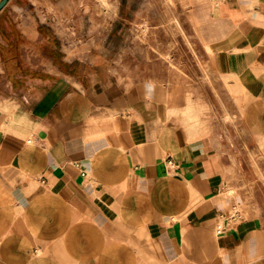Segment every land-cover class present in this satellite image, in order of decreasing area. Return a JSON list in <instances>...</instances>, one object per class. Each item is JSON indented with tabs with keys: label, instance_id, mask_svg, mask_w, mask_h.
<instances>
[{
	"label": "crops",
	"instance_id": "1",
	"mask_svg": "<svg viewBox=\"0 0 264 264\" xmlns=\"http://www.w3.org/2000/svg\"><path fill=\"white\" fill-rule=\"evenodd\" d=\"M174 1L232 122L161 86L200 70L144 1L0 11V264H264V0Z\"/></svg>",
	"mask_w": 264,
	"mask_h": 264
},
{
	"label": "rangeland",
	"instance_id": "2",
	"mask_svg": "<svg viewBox=\"0 0 264 264\" xmlns=\"http://www.w3.org/2000/svg\"><path fill=\"white\" fill-rule=\"evenodd\" d=\"M130 1H134V3L132 2L133 4H130V6H133V10H136L137 0ZM139 1H141V3L144 1L145 6L144 13L140 16L143 17V19L141 18L142 21H139V23L144 22L146 31L144 29V35L141 34V28H143V25L137 26L136 16L131 13L130 9L128 26L129 37L136 38L139 35V37H145L148 39L153 37L154 32L160 30V34L162 35L160 36L162 39H167L170 37L173 40L171 44L168 41L169 46L164 47L166 48V52L170 51L172 54L175 52L180 54L182 56L181 58L185 59L187 62V68L192 66L193 70H200V72H198L199 75L203 73L200 76H193L191 78L185 77L184 73L186 71V66L184 65L183 61H172L173 63H169L168 61L164 63L162 61L160 71L162 76L160 83L161 86H165L166 88L171 87L170 91H175L173 94H171V97H173L175 101L180 99L182 103H184L186 99H190V97H193L194 100L196 97H204L205 102L207 103V105L205 104V106H203L205 109L204 118L208 117V119H211L215 117V114H220V117H222L225 122H232L230 115H228L229 101L227 99V95L225 93L222 94L220 91L218 92L216 87V79L211 76V71L210 67H208V64L205 61H201L202 58L199 55L200 52L198 51V47L194 41H192V38L190 37L191 33L185 29V19L176 6L175 1ZM158 16H161L162 18L161 24L158 22V20H156L157 18H155ZM186 38L188 40H186ZM164 53V51H161V54ZM191 55H193V58ZM196 55H198L199 58H197ZM134 69H139V71H141L140 75L150 74L151 63H146L143 68H137V66H134ZM202 86L207 88H203L202 91ZM205 90H207L208 93H205ZM191 91L192 93H190ZM205 102L203 101V103ZM217 105L220 107L219 111L216 109Z\"/></svg>",
	"mask_w": 264,
	"mask_h": 264
},
{
	"label": "water",
	"instance_id": "3",
	"mask_svg": "<svg viewBox=\"0 0 264 264\" xmlns=\"http://www.w3.org/2000/svg\"><path fill=\"white\" fill-rule=\"evenodd\" d=\"M9 0H2L0 2V11L3 9V7L8 3Z\"/></svg>",
	"mask_w": 264,
	"mask_h": 264
},
{
	"label": "bare ground",
	"instance_id": "4",
	"mask_svg": "<svg viewBox=\"0 0 264 264\" xmlns=\"http://www.w3.org/2000/svg\"><path fill=\"white\" fill-rule=\"evenodd\" d=\"M105 5V4H104ZM2 111V110H1ZM231 195V194H230Z\"/></svg>",
	"mask_w": 264,
	"mask_h": 264
}]
</instances>
